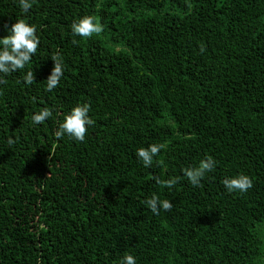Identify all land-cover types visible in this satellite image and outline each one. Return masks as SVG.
<instances>
[{"label": "trees", "instance_id": "1", "mask_svg": "<svg viewBox=\"0 0 264 264\" xmlns=\"http://www.w3.org/2000/svg\"><path fill=\"white\" fill-rule=\"evenodd\" d=\"M85 15L99 36L71 35ZM21 18L40 45L0 85V264H264V0H35L27 13L0 0V37ZM83 103L85 141L55 139ZM44 107L53 119L30 127ZM153 143L165 148L145 168L135 151ZM207 156L201 186L157 183ZM237 173L246 193L222 184ZM154 195L172 209L154 215Z\"/></svg>", "mask_w": 264, "mask_h": 264}, {"label": "clouds", "instance_id": "2", "mask_svg": "<svg viewBox=\"0 0 264 264\" xmlns=\"http://www.w3.org/2000/svg\"><path fill=\"white\" fill-rule=\"evenodd\" d=\"M35 0H18L20 9L27 13ZM7 35L0 37V85L6 84L5 79L8 75L25 70L33 56L37 53L40 45V37L37 34V26L17 19L15 23L8 27L5 25ZM71 35L82 39H90L94 35L99 36L104 31V25L93 15L79 17L71 24ZM75 43V41H74ZM54 66L51 74L47 78L46 90L52 92L59 83L65 72V62L63 57L57 53L51 56ZM22 82L25 86H32L36 83L34 73L28 70L23 74ZM91 105L88 103L77 104L70 111L63 114V120L58 124L57 129L53 132L55 139L60 140L67 136L70 140L76 142L85 141L88 128L95 124V121L89 115ZM54 109L44 107L41 111L31 116L29 126L36 127L43 125L47 120L53 119ZM8 145H13L16 140L8 138ZM165 148L163 143H153L147 147H139L135 151L136 159L142 163L145 168L153 166L156 158ZM157 163H160L157 161ZM217 167V161L207 156L201 159L198 165L188 166L181 169L182 177H169L165 180H159L157 183L162 184L165 188L173 189L182 178H186L188 183L193 187L201 186L202 181L208 173L213 172ZM222 184L228 193H246L253 187V179L243 173L227 176L222 180ZM154 215H159L160 211H169L173 207L170 199H160L158 196H152L145 202ZM119 264H137V260L132 254L123 255Z\"/></svg>", "mask_w": 264, "mask_h": 264}]
</instances>
